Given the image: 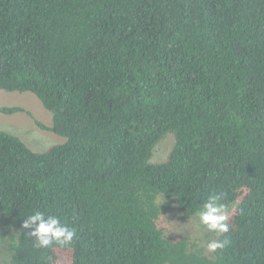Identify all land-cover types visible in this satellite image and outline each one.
Masks as SVG:
<instances>
[{
	"label": "trees",
	"instance_id": "obj_1",
	"mask_svg": "<svg viewBox=\"0 0 264 264\" xmlns=\"http://www.w3.org/2000/svg\"><path fill=\"white\" fill-rule=\"evenodd\" d=\"M0 90L35 96L65 139L37 153L0 130L9 264H264V0H0ZM210 193L230 243L208 255L160 220L161 201L188 218ZM34 211L72 242L36 248Z\"/></svg>",
	"mask_w": 264,
	"mask_h": 264
},
{
	"label": "rangeland",
	"instance_id": "obj_2",
	"mask_svg": "<svg viewBox=\"0 0 264 264\" xmlns=\"http://www.w3.org/2000/svg\"><path fill=\"white\" fill-rule=\"evenodd\" d=\"M18 107L24 112H18L12 115L0 113V130L18 137L32 151L41 153L48 148L60 145L65 139L52 132L40 129L36 122L45 126H51V113L45 110L39 100L30 93H8L0 90V108ZM174 139L167 136L156 147L151 163H160L166 160L168 153L173 146ZM163 214L160 220V226L163 228L166 236L171 240L187 238L207 251V244L210 240L216 239L214 233L200 225L197 216H182L175 204L170 200L161 201ZM226 212L227 209L225 208ZM17 233V228L8 215L0 212V264H9L10 251L8 244L11 237Z\"/></svg>",
	"mask_w": 264,
	"mask_h": 264
},
{
	"label": "clouds",
	"instance_id": "obj_3",
	"mask_svg": "<svg viewBox=\"0 0 264 264\" xmlns=\"http://www.w3.org/2000/svg\"><path fill=\"white\" fill-rule=\"evenodd\" d=\"M220 200L219 194L210 193L195 213L199 224L216 236L229 232L227 213ZM21 230L25 236L33 239L34 246L39 249H48L53 246L63 248L69 245L75 236L74 230L63 223L59 217L46 215L41 211H34L27 215ZM229 243L230 240L226 235L222 239H212L207 244V251L212 253L223 251Z\"/></svg>",
	"mask_w": 264,
	"mask_h": 264
}]
</instances>
